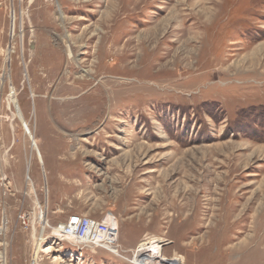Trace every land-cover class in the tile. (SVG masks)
Masks as SVG:
<instances>
[{
    "label": "rangeland",
    "instance_id": "1",
    "mask_svg": "<svg viewBox=\"0 0 264 264\" xmlns=\"http://www.w3.org/2000/svg\"><path fill=\"white\" fill-rule=\"evenodd\" d=\"M143 262L264 264V0H0V264Z\"/></svg>",
    "mask_w": 264,
    "mask_h": 264
},
{
    "label": "built area",
    "instance_id": "2",
    "mask_svg": "<svg viewBox=\"0 0 264 264\" xmlns=\"http://www.w3.org/2000/svg\"><path fill=\"white\" fill-rule=\"evenodd\" d=\"M108 222L86 215L71 214L64 222L56 226L54 235L62 240L79 244H92L94 247L111 250L117 241V232Z\"/></svg>",
    "mask_w": 264,
    "mask_h": 264
},
{
    "label": "bare ground",
    "instance_id": "3",
    "mask_svg": "<svg viewBox=\"0 0 264 264\" xmlns=\"http://www.w3.org/2000/svg\"><path fill=\"white\" fill-rule=\"evenodd\" d=\"M8 47H9V46H8ZM6 51H7V50H6ZM67 52H68V56L71 57V51L68 50ZM5 60H6V59H5ZM9 61H10V63H8V66L11 65V60H10V58H9ZM9 71H10V69H9ZM8 76H9V75H8ZM82 82H84L83 85H86V83H88L89 81H88V80H87V81H86V80H85V81L82 80ZM78 87H81V86L79 85ZM82 87H83V86H82ZM82 87H81V88H82ZM11 88H13V86H11ZM9 94H11V93H9ZM12 95H14V96L16 97V94H12ZM13 98H14V97H13ZM17 112H18L17 115L20 116L21 114L19 115V111H17ZM14 114L16 115L15 112H14ZM34 230H35V228L33 227V232H34ZM50 247H51V246H50ZM50 247H49V248H50ZM95 248H102V247H95ZM143 263H144V264H150L149 262H143Z\"/></svg>",
    "mask_w": 264,
    "mask_h": 264
}]
</instances>
